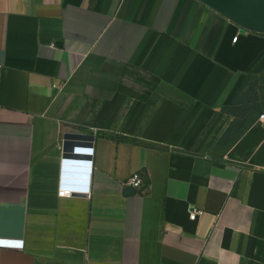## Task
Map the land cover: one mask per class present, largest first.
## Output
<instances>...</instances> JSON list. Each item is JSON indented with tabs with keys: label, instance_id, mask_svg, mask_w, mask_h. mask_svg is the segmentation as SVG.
Here are the masks:
<instances>
[{
	"label": "crops",
	"instance_id": "crops-1",
	"mask_svg": "<svg viewBox=\"0 0 264 264\" xmlns=\"http://www.w3.org/2000/svg\"><path fill=\"white\" fill-rule=\"evenodd\" d=\"M0 65V240L24 242L0 264H264V110L223 142L264 30L203 0H0Z\"/></svg>",
	"mask_w": 264,
	"mask_h": 264
},
{
	"label": "water",
	"instance_id": "water-1",
	"mask_svg": "<svg viewBox=\"0 0 264 264\" xmlns=\"http://www.w3.org/2000/svg\"><path fill=\"white\" fill-rule=\"evenodd\" d=\"M211 6L223 11L245 27L264 30V20L258 18L245 5V0H203ZM244 31V30H243Z\"/></svg>",
	"mask_w": 264,
	"mask_h": 264
},
{
	"label": "rangeland",
	"instance_id": "rangeland-1",
	"mask_svg": "<svg viewBox=\"0 0 264 264\" xmlns=\"http://www.w3.org/2000/svg\"><path fill=\"white\" fill-rule=\"evenodd\" d=\"M253 89H257V92L259 96L261 97L259 104L262 107V111H263L264 110V84L257 77H254L251 80H249V84L246 86V88L242 92V99H246L245 103L242 106L243 108H245L244 110H246V108L252 107L254 105L253 103L249 102V100H253L255 98ZM253 115L254 113H252L251 116ZM246 127H248V120L235 119L232 132L223 138V142L228 143L230 139H232L237 133H239L238 131L241 128H246Z\"/></svg>",
	"mask_w": 264,
	"mask_h": 264
},
{
	"label": "built area",
	"instance_id": "built-area-1",
	"mask_svg": "<svg viewBox=\"0 0 264 264\" xmlns=\"http://www.w3.org/2000/svg\"><path fill=\"white\" fill-rule=\"evenodd\" d=\"M238 37L234 39L237 42ZM2 69V65H0V70ZM259 120L264 121V114L259 117ZM127 185L132 186L134 188H143L144 186L148 185L145 182L143 175L140 172H136L133 174L126 182ZM85 192L76 190V189H63L59 192L60 197H74L76 195L84 194ZM85 195H89L86 193ZM197 213L194 212L191 215V219L195 220L197 217ZM0 248H11V249H24V242L23 241H16V240H0Z\"/></svg>",
	"mask_w": 264,
	"mask_h": 264
},
{
	"label": "trees",
	"instance_id": "trees-1",
	"mask_svg": "<svg viewBox=\"0 0 264 264\" xmlns=\"http://www.w3.org/2000/svg\"><path fill=\"white\" fill-rule=\"evenodd\" d=\"M251 78H249L250 80ZM260 81L264 84V75L261 76ZM248 80V82H249ZM248 82L246 83V86L248 84ZM253 92L255 94V98L253 100H249V102L253 103L254 105L252 107L246 108V110H244L245 108H243V104L245 103L246 99H242L241 94L238 95V97L232 102L231 105L226 106L223 110L224 112L228 113V114H232L237 116L238 118L242 119V120H252L254 118H249L250 114L253 113H261L262 112V107L259 104L260 101V96L257 92V89H253ZM245 129V128H243ZM231 131V127L229 128L228 132Z\"/></svg>",
	"mask_w": 264,
	"mask_h": 264
}]
</instances>
